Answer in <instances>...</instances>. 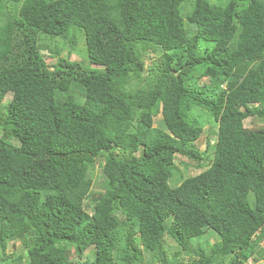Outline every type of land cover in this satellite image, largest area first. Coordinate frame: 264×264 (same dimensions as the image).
<instances>
[{
    "label": "trees",
    "instance_id": "1",
    "mask_svg": "<svg viewBox=\"0 0 264 264\" xmlns=\"http://www.w3.org/2000/svg\"><path fill=\"white\" fill-rule=\"evenodd\" d=\"M175 157L206 167L172 187ZM182 254L264 264V0H0V264Z\"/></svg>",
    "mask_w": 264,
    "mask_h": 264
},
{
    "label": "rangeland",
    "instance_id": "2",
    "mask_svg": "<svg viewBox=\"0 0 264 264\" xmlns=\"http://www.w3.org/2000/svg\"><path fill=\"white\" fill-rule=\"evenodd\" d=\"M56 43H58V48L61 51V58H67V54H69V59L71 61H75L79 64H81L85 68H96L95 66L90 64V61L87 57L86 51H85V44H84V37L83 35L78 36V41L76 43V46L73 51L70 52V46L64 43L61 40H56ZM44 44L50 45L48 41L46 40ZM47 54V53H46ZM45 56V55H44ZM143 61H144V66H145V71H144V76L149 75L151 72L155 71L157 68L156 66L158 63H160V52H147L143 56ZM10 94L7 95L4 100L2 101L3 103L8 101L10 98ZM215 97V96H214ZM254 106V105H252ZM200 112V113H199ZM204 113V112H203ZM202 111L199 110H193L192 114L195 116H200L198 119H201L202 121V126L204 128V131L208 129L209 125L208 123H203L205 118L207 117V114H203ZM203 115V116H202ZM248 125L247 121H245V127ZM154 126L155 127H161L160 124V117H158L154 121ZM215 129V128H214ZM207 140H210V145L214 142V138L211 135H208L206 132L203 134V137L196 142V146L199 148L200 151L205 150L206 148V142ZM210 147L208 152H210ZM206 167L205 165H202L200 168L196 169L195 166L192 164L188 163V161L183 160L181 158L175 157L174 164L172 165V169L174 170L173 174L170 176V181L172 187L178 185V183L181 181V179H184V177L187 176L185 172L183 171L184 169H190L189 174H195L199 170H202L203 168ZM93 175V190L96 192H101L103 190V184H104V177L102 175L101 170L98 167H95L94 170L92 171ZM206 237L208 238L209 244L212 242H215L216 238L214 233L210 232L206 234ZM170 243L173 244L171 239H169ZM19 243L18 241L10 242L7 245V252L10 253L12 257L18 255L20 253V247L18 246ZM94 248L91 246L89 247L83 254V257H88L90 259L94 258L93 255ZM182 260L179 264H190V259L186 257L184 254H182ZM85 260V259H84ZM248 263H251V260L248 261ZM255 264H262L261 261L255 263Z\"/></svg>",
    "mask_w": 264,
    "mask_h": 264
},
{
    "label": "clouds",
    "instance_id": "3",
    "mask_svg": "<svg viewBox=\"0 0 264 264\" xmlns=\"http://www.w3.org/2000/svg\"><path fill=\"white\" fill-rule=\"evenodd\" d=\"M249 261V260H248ZM249 264V263H248Z\"/></svg>",
    "mask_w": 264,
    "mask_h": 264
}]
</instances>
